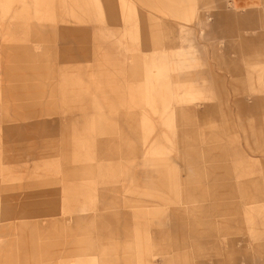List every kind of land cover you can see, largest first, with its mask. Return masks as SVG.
I'll list each match as a JSON object with an SVG mask.
<instances>
[{
  "label": "rangeland",
  "instance_id": "rangeland-1",
  "mask_svg": "<svg viewBox=\"0 0 264 264\" xmlns=\"http://www.w3.org/2000/svg\"><path fill=\"white\" fill-rule=\"evenodd\" d=\"M0 264H264V0H0Z\"/></svg>",
  "mask_w": 264,
  "mask_h": 264
}]
</instances>
